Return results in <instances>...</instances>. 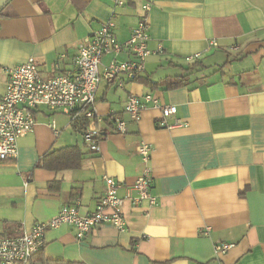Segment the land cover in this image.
Segmentation results:
<instances>
[{
	"label": "crops",
	"instance_id": "0c3cea01",
	"mask_svg": "<svg viewBox=\"0 0 264 264\" xmlns=\"http://www.w3.org/2000/svg\"><path fill=\"white\" fill-rule=\"evenodd\" d=\"M115 1L9 0L0 11V97L6 69L29 57L42 78L71 71L78 45L109 18L125 41L144 2L152 51L136 79L101 81L98 152L84 142L83 125L35 110L17 157L0 162V236L29 230L75 200L80 214L90 213L104 176L122 181L124 198L147 167L155 205L125 198L123 229L102 223L81 239L67 224L49 228L26 264H264V0ZM111 58L103 57L100 71ZM147 93L176 106L186 126L158 127L152 104L131 121L123 111L127 96ZM113 117L125 120L124 133L114 130ZM141 141L151 148L147 164L135 152ZM68 146L81 153L77 168L43 166L44 154ZM220 242L233 246L217 255Z\"/></svg>",
	"mask_w": 264,
	"mask_h": 264
},
{
	"label": "built area",
	"instance_id": "2783aa9c",
	"mask_svg": "<svg viewBox=\"0 0 264 264\" xmlns=\"http://www.w3.org/2000/svg\"><path fill=\"white\" fill-rule=\"evenodd\" d=\"M115 4L121 5L118 0ZM150 3L144 2L143 13L136 26L123 42H119L115 33V22L109 18L93 30L77 47L73 59V69L50 78H42L39 67L33 57L6 69V88L0 97V162L13 160L18 154V141L35 126V110L45 108L59 111L70 120H82L83 140L92 152L99 151L100 130L95 122L98 117L96 94L101 81L111 82L119 78L136 79L145 69L146 58L152 53L148 47ZM161 51V46L158 47ZM106 55H112L102 71L99 65ZM200 56L196 53L184 58L191 63ZM59 57H62L59 56ZM150 104L159 109L156 120L158 127L168 130L184 128L186 122L176 118V106L157 104L156 98L150 94L127 96L123 111L131 121H138L141 112ZM173 118L171 123L168 119ZM114 130L126 131V122L122 118L113 117ZM53 121L51 126L53 127ZM150 145L141 141L135 148L144 164L150 158ZM150 172L145 167L132 183L126 185L124 198L118 196L122 181L104 176L105 189L93 211L80 214L78 201L64 205L56 215L45 222L35 223L29 230H22L15 236H0V264H26L44 245V234L49 228H57L63 224L72 227L76 239L87 236L91 230L102 223H109L117 229H123L125 221L121 211L123 199L138 205L145 200L149 206L156 204V197L151 194ZM134 193V195H132ZM233 244L216 243L214 251L217 255L225 254Z\"/></svg>",
	"mask_w": 264,
	"mask_h": 264
},
{
	"label": "trees",
	"instance_id": "16d2710c",
	"mask_svg": "<svg viewBox=\"0 0 264 264\" xmlns=\"http://www.w3.org/2000/svg\"><path fill=\"white\" fill-rule=\"evenodd\" d=\"M183 80L184 79H181L180 81ZM164 82L167 83L168 86L177 85L176 82L169 81L167 78L164 80ZM71 122L78 125H84V122L80 119L75 121L71 120ZM80 159H81V153L79 152L77 147L68 146V147L52 150L44 154V156L42 157V164L43 166L51 169H58V168L74 169L79 166Z\"/></svg>",
	"mask_w": 264,
	"mask_h": 264
},
{
	"label": "water",
	"instance_id": "95a60500",
	"mask_svg": "<svg viewBox=\"0 0 264 264\" xmlns=\"http://www.w3.org/2000/svg\"><path fill=\"white\" fill-rule=\"evenodd\" d=\"M9 0H0V10L3 8V6L8 2Z\"/></svg>",
	"mask_w": 264,
	"mask_h": 264
}]
</instances>
